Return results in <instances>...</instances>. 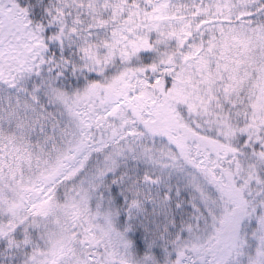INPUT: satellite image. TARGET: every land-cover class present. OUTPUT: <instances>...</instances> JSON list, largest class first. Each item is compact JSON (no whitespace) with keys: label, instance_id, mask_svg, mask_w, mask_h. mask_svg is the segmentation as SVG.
<instances>
[{"label":"snow or ice","instance_id":"6c2138e0","mask_svg":"<svg viewBox=\"0 0 264 264\" xmlns=\"http://www.w3.org/2000/svg\"><path fill=\"white\" fill-rule=\"evenodd\" d=\"M0 264H264V0H0Z\"/></svg>","mask_w":264,"mask_h":264}]
</instances>
